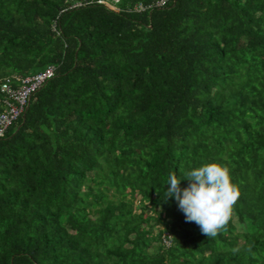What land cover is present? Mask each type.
<instances>
[{"label": "trees", "instance_id": "16d2710c", "mask_svg": "<svg viewBox=\"0 0 264 264\" xmlns=\"http://www.w3.org/2000/svg\"><path fill=\"white\" fill-rule=\"evenodd\" d=\"M97 1L0 0V86L52 68L0 138V264H264V0ZM211 162L215 238L163 200Z\"/></svg>", "mask_w": 264, "mask_h": 264}, {"label": "clouds", "instance_id": "9594fccd", "mask_svg": "<svg viewBox=\"0 0 264 264\" xmlns=\"http://www.w3.org/2000/svg\"><path fill=\"white\" fill-rule=\"evenodd\" d=\"M182 179L189 181L187 187L181 188L175 171L169 174L163 200L175 198L186 222L196 223L202 234L215 238L226 229L241 195L229 169L216 162L206 163L187 171Z\"/></svg>", "mask_w": 264, "mask_h": 264}, {"label": "built area", "instance_id": "2783aa9c", "mask_svg": "<svg viewBox=\"0 0 264 264\" xmlns=\"http://www.w3.org/2000/svg\"><path fill=\"white\" fill-rule=\"evenodd\" d=\"M165 1H156L154 6L161 7ZM97 3L107 9L115 10L117 0L97 1ZM133 10L140 11L143 8L140 4H136ZM51 73L52 68L48 67L42 73L24 78L20 81V85L13 90L9 89L6 85L0 86V92L6 95L0 101V105H2L0 112V138L3 136L6 128L22 115L29 96L45 83L47 78L51 76Z\"/></svg>", "mask_w": 264, "mask_h": 264}, {"label": "rangeland", "instance_id": "374dc122", "mask_svg": "<svg viewBox=\"0 0 264 264\" xmlns=\"http://www.w3.org/2000/svg\"><path fill=\"white\" fill-rule=\"evenodd\" d=\"M155 229H153V231H154Z\"/></svg>", "mask_w": 264, "mask_h": 264}]
</instances>
